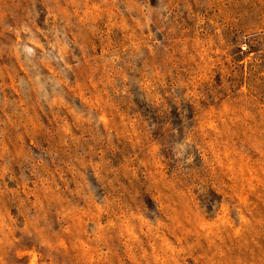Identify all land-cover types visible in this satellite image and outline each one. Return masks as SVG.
<instances>
[{
	"label": "rangeland",
	"instance_id": "374dc122",
	"mask_svg": "<svg viewBox=\"0 0 264 264\" xmlns=\"http://www.w3.org/2000/svg\"><path fill=\"white\" fill-rule=\"evenodd\" d=\"M0 264H264V0H0Z\"/></svg>",
	"mask_w": 264,
	"mask_h": 264
},
{
	"label": "built area",
	"instance_id": "2783aa9c",
	"mask_svg": "<svg viewBox=\"0 0 264 264\" xmlns=\"http://www.w3.org/2000/svg\"><path fill=\"white\" fill-rule=\"evenodd\" d=\"M242 51H245V48L244 47L242 48Z\"/></svg>",
	"mask_w": 264,
	"mask_h": 264
}]
</instances>
